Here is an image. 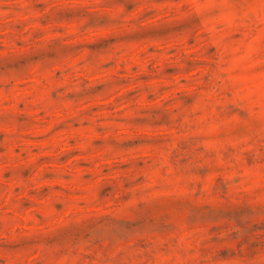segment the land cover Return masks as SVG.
Listing matches in <instances>:
<instances>
[{
  "label": "rangeland",
  "instance_id": "rangeland-1",
  "mask_svg": "<svg viewBox=\"0 0 264 264\" xmlns=\"http://www.w3.org/2000/svg\"><path fill=\"white\" fill-rule=\"evenodd\" d=\"M0 264H264V0H0Z\"/></svg>",
  "mask_w": 264,
  "mask_h": 264
}]
</instances>
